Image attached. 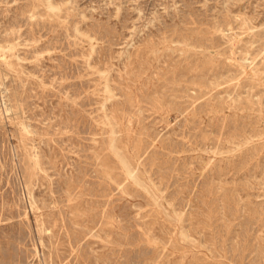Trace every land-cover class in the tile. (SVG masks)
Returning <instances> with one entry per match:
<instances>
[{
	"label": "rangeland",
	"instance_id": "rangeland-1",
	"mask_svg": "<svg viewBox=\"0 0 264 264\" xmlns=\"http://www.w3.org/2000/svg\"><path fill=\"white\" fill-rule=\"evenodd\" d=\"M0 49V264H264V0H0Z\"/></svg>",
	"mask_w": 264,
	"mask_h": 264
},
{
	"label": "bare ground",
	"instance_id": "bare-ground-1",
	"mask_svg": "<svg viewBox=\"0 0 264 264\" xmlns=\"http://www.w3.org/2000/svg\"><path fill=\"white\" fill-rule=\"evenodd\" d=\"M44 3H45V2H44ZM10 48H11V47H10ZM8 49H9V48H8ZM0 50H1V49H0ZM5 51H6V50H5ZM9 51H10V50H9ZM2 52H4V50H2L1 53H2ZM7 57H8V56H7ZM0 58H1V57H0ZM5 60H6V59H5ZM5 60H4V61H5ZM3 77H4V76H3ZM215 85H216V84H215ZM105 87H106V86H105ZM215 87H216V86H215ZM106 88H107V87H106ZM109 88H110V87H109ZM210 88H211V87H210ZM105 90H106V89H105ZM202 90H203V89H202ZM199 91H200V90H199ZM106 92H107V91H106ZM203 92H204V91H203ZM212 92H213V91H212ZM124 93H125V92H124ZM130 93H131V92H130ZM200 93H201V92H200ZM206 93H207V92H206ZM127 94H128V93H127ZM203 95H205V94H203ZM207 95H208V94H207ZM210 95H211V94H210ZM200 96H201V95H200ZM200 96H198V97H200ZM3 97H4V96H3ZM128 98H129V97H128ZM206 98H207V97H206ZM126 99H127V98H126ZM191 99H193V98H191ZM208 99H210V98L208 97ZM128 100H129V99H128ZM157 100H158V99H157ZM132 101H133V100L131 99V103H132ZM194 101H195V100H194ZM110 102H111V101H110ZM121 102H122V101H121ZM137 102H138V100H137ZM172 102H174V101H172ZM191 102H192V101H191ZM209 102H210V100H209ZM131 103H130V104H131ZM156 103H157V102H156ZM197 103H198V102H197ZM197 103H196V104H197ZM199 103H200V102H199ZM203 103H204V102H203ZM206 103H207V102H206ZM210 103H211V102H210ZM210 103H209V104H210ZM212 103H213V102H212ZM114 104H115V103H114ZM118 104H119V103H118ZM159 104H160V103H159ZM217 104H218V103H217ZM125 105H126V104H125ZM132 105H133V104H132ZM162 105H163V104H162ZM214 105H215V104H214ZM233 105H234V104H233ZM238 105H239V104H238ZM133 106H134V105H133ZM167 106H168V105H167ZM175 106H176V105H175ZM126 107H127V106H126ZM176 107H177V106H176ZM176 107H175V108H176ZM210 107H211V106H210ZM235 107H236V106H235ZM239 107H240V106H239ZM109 108H110V107H109ZM112 108H113V107H112ZM112 108H111V109H112ZM119 108H120V107H119ZM171 108H173V107H171ZM185 108H186V107H185ZM188 108H189V107H188ZM195 108H196V107H195ZM206 108H207V107H206ZM208 108H209V107H208ZM106 109H107V108H106ZM117 109H118V108H117ZM126 109H127V108H126ZM135 109H136V108H135ZM137 109H138V108H137ZM179 109H180V108H179ZM113 110H114V109H112V111H113ZM118 110H119V109H118ZM109 111H110V110H109ZM125 111H126V110H125ZM128 111H129V110H128ZM136 111H137V110H136ZM141 111H142V110H141ZM194 111H196V109H195ZM211 111H213V110H211ZM118 113H119V112H118ZM176 113H179V112L177 111ZM213 113H214V112H213ZM102 114H104V113H102ZM127 114H128V113H127ZM129 114H130V113H129ZM208 114H209V113H208ZM108 115H109V114H108ZM111 115H112V114H111ZM123 115H124V114H123ZM131 116H132V115H131ZM141 117H142V115H141ZM141 117H140V118H141ZM106 118H107V116H106ZM115 118H116V117H115ZM136 118H138V117H136ZM140 118H138V119H140ZM185 118H186V117H185ZM191 118H192V117H191ZM128 119H129V118H128ZM193 119H194V118H193ZM105 120H106V119H105ZM131 120H132V119H130V122H131ZM122 121H123V120H122ZM107 122H108V121H107ZM128 122H129V121H128ZM102 123H103V121H102ZM137 124H138V123H137ZM139 125H140V124H139ZM129 126H130V125H129ZM135 126H136V125H135ZM127 127H128V125H127ZM141 127H142V126H141ZM130 128H131V127H130ZM236 128H237V127H236ZM122 129H123V127H122ZM241 129H242V128H241ZM251 130H252V129H251ZM254 130H255V129H254ZM27 131H28V130H27ZM142 131H143V130H142ZM144 131H146V130L144 129ZM234 132H235V131H234ZM236 132H237V131H236ZM241 132H243V131H241ZM253 132H254V131H253ZM131 133H132V132H131ZM141 133H142V132H141ZM258 133H260V132H258ZM135 134H136V133H135ZM254 134H256V133H254ZM113 135H114V134H113ZM146 135H147V134H146ZM231 136H232V135H231ZM238 136H239V134H238ZM228 137H229V136H228ZM106 138H107V137H106ZM109 138H110V137H109ZM111 138H112V137H111ZM138 138H139V137H138ZM138 138H137V139H138ZM141 138H142V137H141ZM241 138H242V136H241ZM113 139H114V138H113ZM141 140H142V139H141ZM141 140H140V141H141ZM232 140H233V139H232ZM238 140H239V139H238ZM252 140H253V139H252ZM125 141H126V140H125ZM140 141H139V142H140ZM148 141H149V140H148ZM229 141H231V140H229ZM263 141H264V140H263ZM136 142H137V141H136ZM136 142H134V144H135ZM145 142H146V141H145ZM151 142H152V141H151ZM164 142H166V141L164 140ZM236 142H237V141H236ZM258 142H259V141H258ZM131 143H132V142H131ZM141 143H142V142H141ZM153 143H154V142H153ZM127 144H128V143H127ZM138 144H139V143H138ZM138 144H137V145H138ZM160 144H161V143H160ZM256 144H257V143H256ZM116 145H118V144H116ZM119 145H121V143H120ZM141 145H142V144H141ZM182 145H183V144H182ZM182 145H181V146H182ZM251 145H252V144H251ZM143 146H144V145H143ZM173 146H174V145H173ZM253 146H254V145H253ZM108 147H109V146H108ZM119 147H121V146H119ZM166 147H167V145H166ZM114 148H115V147H114ZM171 148H172V147H171ZM181 148H182V147H181ZM107 149H108V148H107ZM163 149H164V148H163ZM178 149H179V148H178ZM261 149H263V148H261ZM140 150H141V149H140ZM168 150H170V149H168ZM173 150H175V149H173ZM176 150H177V149H176ZM176 150H175V151H176ZM179 150H180V149H179ZM183 150H184V149H183ZM185 150H186V149H185ZM105 151H106V150H105ZM120 151H121V150H120ZM127 151H128V150H127ZM134 151H135V150H134ZM170 151H171V150H170ZM260 151H261V150H260ZM262 151H263V150H262ZM106 152H108V151H106ZM118 152H119V151H118ZM122 152H123V151H122ZM122 152H121V153H122ZM125 152H126V151H125ZM125 152H124V153H125ZM131 152H132V150H131ZM135 152H136V151H135ZM141 152H142V150H141ZM168 153H169V152H168ZM125 154H126V153H125ZM113 155H114V154H113ZM126 155H127V154H126ZM138 155H139V154H138ZM103 157H104V156H103ZM137 157H138V156H137ZM35 161H36L35 163L37 164V160H35ZM102 161H104V158L102 159ZM130 161H131V160H130ZM103 163H104V162H103ZM115 163H116V162H115ZM153 163H154V162H153ZM105 165H106V164H105ZM245 165H246V164H245ZM129 166H130V164H129ZM133 166H134V163H133ZM130 167H131V166H130ZM111 168H112V167H111ZM133 171H135V170H133ZM132 173H133V172H132ZM132 173H131V174H132ZM129 176H130V175H129ZM129 176H128V177H129ZM136 176H137V175H136ZM141 176H142V175H141ZM139 178H140V177H139ZM143 180H144V178H143ZM137 184H138V183H137ZM146 186H147V185H146ZM123 187H124V186H123ZM122 189H123V188H122ZM148 190H149V189H148ZM151 192H152V191H151ZM155 199H156V198H155ZM75 204H76V203H75ZM73 205H74V204H73ZM72 207H73V206H72ZM75 208H76V206H75ZM236 210H237V209H236ZM71 211H73V208H72ZM75 211H76V210H75ZM77 212H78V211H77ZM236 212H237V211H236ZM78 218H79V217H78ZM113 220H114V219H113ZM189 220H190V219H189ZM198 220H199V219H198ZM198 220H197V221H198ZM81 221H82V220H81ZM114 221H115V220H114ZM185 221H186V220H185ZM187 221H188V220H187ZM195 221H196V220H195ZM76 222H77V221H76ZM110 222H111V221H110ZM71 223H72V222H71ZM80 223H81V222H80ZM107 223H108V222H107ZM113 224H114V223H113ZM180 224H181V223H180ZM184 224H185V223H184ZM108 225H110V224H108ZM177 225H178V224H177ZM114 226H115V225H114ZM194 226H195V225H194ZM189 227H190V226H189ZM180 228H181V227H180ZM109 229H110V228H109ZM190 229H191V228H190ZM193 229H194V228H193ZM198 230H199V229H198ZM190 231H191V230H190ZM188 232H189V231H188ZM193 232H194V231H193ZM196 232H197V231H196ZM185 233H186V232H185ZM189 234H190V233H189ZM192 234H193V233H192ZM197 234H198V233H197ZM198 235H199V234H198ZM35 239H36V238H35ZM191 240H192V239H191ZM193 240H194V239H193ZM195 240H196V239H195ZM157 242H158V241H157ZM155 243H156V242H155ZM189 243H190V242H189ZM153 244H154V243H153ZM154 245H155V244H154ZM195 246H196V245H195ZM182 255H183V254H182ZM184 256H185V255H184ZM193 256H194V255H193ZM182 258H183V257H182ZM195 260H197V259H195ZM181 263H182V262H181Z\"/></svg>",
	"mask_w": 264,
	"mask_h": 264
}]
</instances>
